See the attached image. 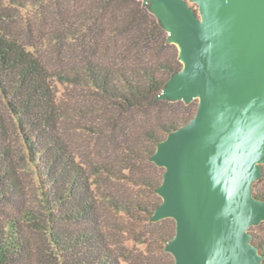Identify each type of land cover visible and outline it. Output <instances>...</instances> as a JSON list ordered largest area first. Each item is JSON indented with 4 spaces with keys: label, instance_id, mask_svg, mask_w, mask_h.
<instances>
[{
    "label": "trees",
    "instance_id": "trees-1",
    "mask_svg": "<svg viewBox=\"0 0 264 264\" xmlns=\"http://www.w3.org/2000/svg\"><path fill=\"white\" fill-rule=\"evenodd\" d=\"M183 68L152 0H0V264L175 263L153 155L198 111L160 97ZM55 77L80 89L72 110ZM248 232L264 262V230Z\"/></svg>",
    "mask_w": 264,
    "mask_h": 264
},
{
    "label": "water",
    "instance_id": "water-1",
    "mask_svg": "<svg viewBox=\"0 0 264 264\" xmlns=\"http://www.w3.org/2000/svg\"><path fill=\"white\" fill-rule=\"evenodd\" d=\"M184 68L161 98H199L153 155L166 168L152 219L173 217L174 264H264L248 228L264 220V0H152Z\"/></svg>",
    "mask_w": 264,
    "mask_h": 264
},
{
    "label": "rangeland",
    "instance_id": "rangeland-1",
    "mask_svg": "<svg viewBox=\"0 0 264 264\" xmlns=\"http://www.w3.org/2000/svg\"><path fill=\"white\" fill-rule=\"evenodd\" d=\"M157 2V0H155ZM188 4L192 7L197 9L198 13L200 11V7H199V3L196 0H187ZM26 15V16H25ZM24 16L26 17L25 19H29V14H25ZM28 21V20H27ZM31 21H33V19H31ZM39 42L42 43V45L40 46L42 49H45L44 44H43V40H39ZM45 43V42H44ZM40 44V43H39ZM49 50V49H48ZM58 54L57 50H50L47 51L44 54V58L47 60V64L49 66H51V64L54 63V59H56V55ZM52 67V66H51ZM54 82V86H55V90L57 91V96H58V100L60 101V103L63 105V107L66 109L70 108V110H72L73 104H75V102L78 101L79 99V93H80V89L76 86H74L73 84H70L66 81H62L59 78L55 77L53 79ZM199 99V98H197ZM72 125H68L67 126V133L69 134V137L73 140V142L75 143V145H81L82 141H83V137L81 135L78 134V132H76L74 129H71ZM30 196L33 200H35V189L33 184H30V190H29ZM114 218H117V216H113ZM253 229L255 230H264V220L260 221L258 223L252 224L251 225ZM124 236H127V233L124 234ZM128 246L132 247L134 245V242L131 240L127 241Z\"/></svg>",
    "mask_w": 264,
    "mask_h": 264
}]
</instances>
